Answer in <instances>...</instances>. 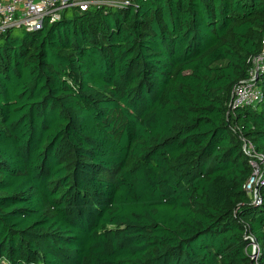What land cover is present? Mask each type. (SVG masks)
Segmentation results:
<instances>
[{
	"label": "trees",
	"instance_id": "16d2710c",
	"mask_svg": "<svg viewBox=\"0 0 264 264\" xmlns=\"http://www.w3.org/2000/svg\"><path fill=\"white\" fill-rule=\"evenodd\" d=\"M16 31L0 34V264H264L243 149L264 157V100L230 107L264 0H135Z\"/></svg>",
	"mask_w": 264,
	"mask_h": 264
},
{
	"label": "built area",
	"instance_id": "2783aa9c",
	"mask_svg": "<svg viewBox=\"0 0 264 264\" xmlns=\"http://www.w3.org/2000/svg\"><path fill=\"white\" fill-rule=\"evenodd\" d=\"M135 0H0V34L11 30H24L32 33L42 28L43 23L59 22L63 14L69 10L87 12L93 9L112 8L126 9ZM251 64L249 76L237 85L233 91L231 109L256 106L264 100V92L257 85L258 79L264 75V39L262 52L249 59ZM251 166L253 175L245 185V191L260 204L259 187L264 185V157L257 154L251 145L243 147ZM254 258L260 249L253 242Z\"/></svg>",
	"mask_w": 264,
	"mask_h": 264
},
{
	"label": "rangeland",
	"instance_id": "374dc122",
	"mask_svg": "<svg viewBox=\"0 0 264 264\" xmlns=\"http://www.w3.org/2000/svg\"><path fill=\"white\" fill-rule=\"evenodd\" d=\"M69 17H71V15H69ZM24 32H25L24 30H17V31H16V33H17V34H20V35L24 34Z\"/></svg>",
	"mask_w": 264,
	"mask_h": 264
}]
</instances>
